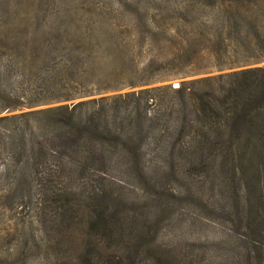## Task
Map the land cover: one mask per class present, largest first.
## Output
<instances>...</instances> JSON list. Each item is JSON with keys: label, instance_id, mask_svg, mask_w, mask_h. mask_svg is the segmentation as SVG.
Instances as JSON below:
<instances>
[{"label": "trees", "instance_id": "obj_1", "mask_svg": "<svg viewBox=\"0 0 264 264\" xmlns=\"http://www.w3.org/2000/svg\"><path fill=\"white\" fill-rule=\"evenodd\" d=\"M183 13L188 48L184 68L173 73L205 69L193 65L203 53L216 69L264 60V0H200ZM23 23L45 25L36 18ZM158 32L146 36L148 44L158 41ZM196 33L206 42L201 50L190 49ZM110 47L95 50L81 34L0 35V57L8 51L19 59L23 75L10 80L0 65V112H6L0 115V206L30 208L42 237L56 243L78 232L80 264H135L144 254L163 264H191L168 260L165 249L153 252L151 230L161 217L150 213L184 197L207 209L204 196H214L213 216L230 231L226 264H263L264 63L175 87L104 94L133 83L118 85L117 63L107 75L94 70L102 56H124ZM170 53V60L178 57ZM153 57L142 73L159 70ZM29 65L34 72L23 74ZM120 183L131 185L135 199L127 200ZM110 242L120 249L102 252Z\"/></svg>", "mask_w": 264, "mask_h": 264}, {"label": "rangeland", "instance_id": "obj_2", "mask_svg": "<svg viewBox=\"0 0 264 264\" xmlns=\"http://www.w3.org/2000/svg\"><path fill=\"white\" fill-rule=\"evenodd\" d=\"M199 1L0 0V35L10 32L11 34L17 33L41 38L54 33L60 34L61 37L65 35L74 37L81 34L90 37L92 44L96 46L95 50L103 52L104 48L111 45L110 49L114 48L124 56L118 60H110L105 56H102L100 60L96 58L98 61L93 64L94 70L100 75H107L111 73L110 69L113 63H117L121 73L118 85L126 84L131 80L133 83L104 92V94L167 84L170 87H175L181 80L197 79L264 63L262 60L253 64H240L216 69L208 66L210 64L208 62L209 55L205 56L203 53L201 60L198 59L193 65L204 66L205 69L185 75L173 73L181 72L180 68H184L185 59L182 54L188 48L184 41L185 27L180 21L185 16L183 9L191 3L199 4ZM32 18H36L40 22L45 21V25L38 28L24 25L23 22H28ZM5 19H13L14 26L10 28L8 25H4L2 20ZM155 28L159 30L158 41H154L150 45L145 38ZM118 38L122 42L113 43V39ZM205 44L206 42L196 33L190 49L201 50ZM170 52H175L178 57L175 60H170L172 54ZM152 56L155 57H153V65L159 70L150 74L142 73L141 67ZM12 57L14 56L10 52L5 51L0 57V65L4 69L7 67V70L10 71L8 73L10 80H18L23 76L18 66L19 59ZM125 60L126 62L123 64ZM32 64L37 65L38 61L35 60ZM34 69L35 67L32 68L31 65L26 66L23 74ZM131 69L136 72L133 73L130 71ZM156 75L164 77L155 79L153 76ZM16 111L18 110L9 112ZM5 113L1 111L0 115ZM170 181V186L178 188L177 180ZM131 184L137 187L136 184ZM119 188L127 191L128 201L135 199V190L131 188L130 184L124 186L120 183ZM204 197L208 198L210 204L207 209L200 208L197 201L184 197V199L176 200L175 205L165 212L159 213L157 209L152 210L150 217H161V221L151 230L152 240H150L149 247L153 252L165 249V256L161 255L168 260L173 258L179 262L190 261L191 264H218L220 262L226 264L231 260V251L226 248V243L230 240L228 225L218 222L213 216L210 206H212L211 202L216 201L215 197ZM31 214L30 208L18 210V207L4 209L0 206V264H80L81 259L78 255L80 243L79 238L75 237L78 232H73L68 241L59 240L56 243L53 239L42 237V227L31 218ZM65 224V221L60 223L62 227ZM52 230L50 227L48 231ZM220 239H223L222 242ZM101 246L102 252L110 250V248L120 249V245L114 242ZM163 263L166 262L163 261ZM163 263L154 262L151 255L144 254L135 264ZM251 264H254V260H251Z\"/></svg>", "mask_w": 264, "mask_h": 264}]
</instances>
